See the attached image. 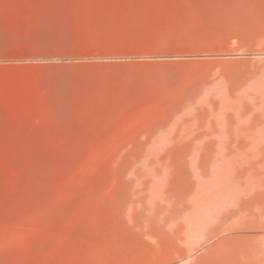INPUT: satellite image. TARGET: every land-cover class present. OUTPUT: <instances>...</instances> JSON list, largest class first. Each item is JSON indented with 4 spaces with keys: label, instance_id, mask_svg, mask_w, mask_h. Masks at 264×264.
<instances>
[{
    "label": "rangeland",
    "instance_id": "obj_1",
    "mask_svg": "<svg viewBox=\"0 0 264 264\" xmlns=\"http://www.w3.org/2000/svg\"><path fill=\"white\" fill-rule=\"evenodd\" d=\"M0 264H264V0H0Z\"/></svg>",
    "mask_w": 264,
    "mask_h": 264
},
{
    "label": "crops",
    "instance_id": "obj_2",
    "mask_svg": "<svg viewBox=\"0 0 264 264\" xmlns=\"http://www.w3.org/2000/svg\"><path fill=\"white\" fill-rule=\"evenodd\" d=\"M124 123V122H123ZM116 142L121 143L122 145H118L117 147L121 148H152L147 145H133V144H141L146 143L147 141H127L125 138H116Z\"/></svg>",
    "mask_w": 264,
    "mask_h": 264
}]
</instances>
